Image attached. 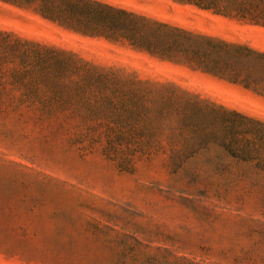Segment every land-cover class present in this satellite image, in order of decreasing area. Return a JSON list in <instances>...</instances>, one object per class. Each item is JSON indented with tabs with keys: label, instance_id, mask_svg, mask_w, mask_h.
Here are the masks:
<instances>
[{
	"label": "rangeland",
	"instance_id": "1",
	"mask_svg": "<svg viewBox=\"0 0 264 264\" xmlns=\"http://www.w3.org/2000/svg\"><path fill=\"white\" fill-rule=\"evenodd\" d=\"M104 1L264 50L261 26L172 0ZM0 27L173 81L264 119V97L238 85L66 31L1 0ZM9 127L18 131L0 134V202L6 198L15 208L0 209V219L16 222L0 225V264H139L121 254V242H135L127 232L209 264H264V179L242 175L218 149L196 154L176 171L163 165L164 154L126 171L100 150L83 153L64 140L37 137L31 126Z\"/></svg>",
	"mask_w": 264,
	"mask_h": 264
},
{
	"label": "trees",
	"instance_id": "2",
	"mask_svg": "<svg viewBox=\"0 0 264 264\" xmlns=\"http://www.w3.org/2000/svg\"><path fill=\"white\" fill-rule=\"evenodd\" d=\"M58 27L104 38L238 85L264 97V50L194 31L104 0H1ZM264 27V0H172ZM31 126L45 140L96 150L121 170L166 155L176 171L196 154L218 149L245 176L264 179V119L228 107L173 81L141 77L78 52L0 27V134ZM2 213L15 208L1 198ZM16 220L0 219L8 226ZM124 240L139 264H209L166 245ZM126 246V247H125ZM144 248H149L148 250ZM127 250V251H126Z\"/></svg>",
	"mask_w": 264,
	"mask_h": 264
}]
</instances>
